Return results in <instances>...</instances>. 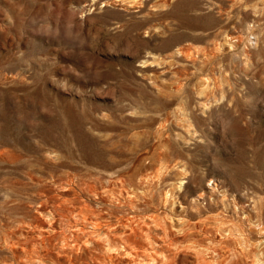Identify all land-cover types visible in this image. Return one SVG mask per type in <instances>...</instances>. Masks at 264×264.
<instances>
[{
    "label": "rangeland",
    "instance_id": "1",
    "mask_svg": "<svg viewBox=\"0 0 264 264\" xmlns=\"http://www.w3.org/2000/svg\"><path fill=\"white\" fill-rule=\"evenodd\" d=\"M70 202L152 228L86 243ZM121 236L264 264V0H0V264H127Z\"/></svg>",
    "mask_w": 264,
    "mask_h": 264
},
{
    "label": "bare ground",
    "instance_id": "2",
    "mask_svg": "<svg viewBox=\"0 0 264 264\" xmlns=\"http://www.w3.org/2000/svg\"><path fill=\"white\" fill-rule=\"evenodd\" d=\"M95 192V191H94ZM128 193V192H127ZM95 194H97V195H100V194H102V193H100V192H96ZM136 195V194H135ZM129 199L131 200V203H133L134 202V200H133V197L134 196H132L131 197V195H130V192H129ZM104 198V200H106V201H108V199H110V200H112V197L110 196V197H103ZM120 198V197H119ZM123 198H124V196H123ZM135 198V197H134ZM121 199V198H120ZM124 199H126V198H124ZM127 200H128V198H127ZM62 201H63V199H62ZM138 201V200H137ZM64 202V201H63ZM139 202V201H138ZM167 202V201H166ZM72 202H70V207L67 205V203L66 204H62L61 203V205L59 204L58 206H56V210H61V209H65V211H68V212H70V215H75V218H79L80 219V221L81 222H79V219H77V220H75V222L73 223L74 225H75V227H78V230H80L81 229V231L84 229V231L86 230V228H87V225L89 224V225H91L92 226V230H89L87 233H89L90 231L92 232V234L95 236V238H97V237H101V236H103L104 234L106 235V237H107V239L109 238V236H110V240H112V238H111V235L113 234V233H116V232H118L120 229H122V230H120V231H122V235H127V238H130V237H135V236H137L139 233L140 234H142L143 236H145V234H149V231L151 230V226L149 227V222H148V219H149V217H146V216H141V214H139V217H136V216H133V218H128V219H126L127 221L126 222H123V219L125 218H122L123 217V214H122V217L121 216H119L118 214V212L117 211H115L113 208H112V210L110 211V212H105V210L103 209V208H101V207H99V209H94V208H91V207H86V206H89V205H86V206H83V207H77V206H74V205H72L71 204ZM120 202H118V200L115 202V204H119ZM127 203V202H126ZM136 203V202H135ZM130 204V203H129ZM134 204V203H133ZM145 204V203H144ZM122 205H124L123 203H122ZM128 205V204H127ZM167 205H168V202H167ZM256 204H254V206H255ZM134 206H135V204H134ZM169 206V205H168ZM120 207V206H119ZM124 207V206H123ZM133 207V205L132 206H130V208H132ZM136 208H138L137 209V211H138V213H141V208L139 209V206H137V204H136V206H135ZM170 207V206H169ZM235 207H237V206H235ZM41 209V208H40ZM145 209V208H144ZM148 209V208H147ZM152 210V209H151ZM127 211V210H126ZM132 211H133V208H132ZM132 211L129 213V214H131L132 213ZM40 212V211H39ZM51 212V211H50ZM53 212V211H52ZM56 212V211H55ZM60 212V211H59ZM105 213H107L109 216L108 217H106V215H104ZM127 213V212H126ZM133 213H137L136 211H134ZM43 214V213H42ZM41 214V215H42ZM58 214V213H57ZM62 214V213H61ZM45 215V214H44ZM112 215H114V220H115V222H116V224H114L113 223V220H111V218H113L112 217ZM118 215V216H117ZM148 215H150V214H148ZM43 216V215H42ZM151 216H152V214H151ZM157 216H159V214L157 215ZM52 217H53V215H52ZM161 216H159V218H160ZM164 217V216H163ZM50 218V217H49ZM48 218V219H49ZM54 218V217H53ZM103 218H106L107 220H106V224H104L103 222H102V219ZM155 218V217H154ZM151 219H153V218H151ZM157 219V218H156ZM179 219V218H178ZM164 221H165V219H163ZM168 220V219H167ZM151 221H153V220H151ZM163 221V222H164ZM182 221V220H181ZM180 221V222H181ZM49 222V221H48ZM50 222H52V221H50ZM155 222H157V221H155ZM162 222V221H161ZM163 222H162V226H165L166 225V223L164 222V225H163ZM179 222V221H178ZM72 223V222H71ZM154 223V222H153ZM172 223H174V222H172ZM183 223H184V221H183ZM182 223V224H183ZM156 224H158V225H160V223H156ZM176 224V223H175ZM54 224H52V223H50L49 224V227H52ZM70 225V224H69ZM72 225V224H71ZM81 225H83V226H81ZM153 226H155V224L153 225ZM174 225H172V227H173ZM176 226V225H175ZM178 226V225H177ZM187 226V225H186ZM241 226V225H240ZM167 227V226H166ZM165 227V228H166ZM235 228H236V226H234ZM161 228H163V227H161ZM169 228V227H168ZM183 228H185V227H183ZM237 228H238V226H237ZM240 228V227H239ZM238 228V229H239ZM233 229V228H232ZM70 230V229H69ZM160 230V229H159ZM183 230V229H182ZM187 230V229H186ZM241 230V229H240ZM65 231V230H64ZM77 231V230H76ZM80 231V232H81ZM231 231V230H230ZM229 231V232H230ZM238 231V230H237ZM53 232H56V230H53ZM66 232V231H65ZM80 232H79V234H80ZM164 232V231H163ZM180 232H181V230H180ZM242 232V231H241ZM241 232L239 233V234H241ZM64 233V232H63ZM73 233V232H72ZM77 233V232H76ZM82 233V232H81ZM86 233V234H87ZM169 233H170V231H169ZM168 233V234H169ZM192 233V232H191ZM246 233V232H245ZM57 234H58V232H57ZM78 234V235H79ZM117 234V233H116ZM115 234V236H117ZM165 234V233H164ZM166 234H167V231H166ZM190 234V233H189ZM233 234V233H232ZM239 234H238V236H239ZM247 234V233H246ZM246 234H245V236H246ZM64 235V234H63ZM67 235V234H66ZM68 235H70V234H68ZM67 235V236H68ZM72 235V234H71ZM242 235V234H241ZM262 235V234H261ZM84 236H86V235H84ZM83 236V237H84ZM114 236V235H113ZM170 236V235H169ZM168 236V237H169ZM185 236H186V234H185ZM187 236H188V234H187ZM232 236V235H231ZM237 236V237H238ZM243 236V235H242ZM248 236V235H247ZM43 237V236H42ZM151 237V236H150ZM230 237V236H229ZM236 237V236H235ZM236 237V238H237ZM240 237V236H239ZM47 238H49V237H47ZM64 238H65V236H64ZM63 238V239H64ZM87 238V237H86ZM148 238V237H147ZM167 238V237H166ZM226 238V237H225ZM244 238V237H243ZM248 238V237H247ZM43 239H45V238H43ZM98 240H94L93 239V237L91 236V240H89V239H85V242L86 243H93V244H95L97 241H100L99 240V238H97ZM101 239V238H100ZM150 239V238H149ZM242 239V238H241ZM244 239H246V238H244ZM243 239V240H244ZM78 240H79V237L78 236H76V237H74V236H69V237H66V240H65V242H63V243H66V246H68V245H70V246H73L72 245V243H77L78 242ZM109 240V241H110ZM121 240H122V243H123V246H122V248L120 249H118L116 252L118 253V254H122V256L126 259V261H127V264H144V263H142L141 261H142V259H141V261H140V259H139V253H137V247L136 246H133L132 244H130V243H128L127 241H126V239H124L123 238V236H121ZM168 240H170V239H168ZM44 241V240H43ZM71 241V243H69ZM149 241V240H148ZM173 241V240H172ZM171 241V242H172ZM242 241V240H241ZM252 241V240H251ZM46 242H47V240H46ZM150 242H153V241H150ZM150 242H149V244H150ZM175 242V241H174ZM193 242V241H192ZM196 242V241H195ZM226 242V241H225ZM48 243V242H47ZM111 243V242H110ZM184 242H182V244H183ZM218 243V242H217ZM220 243H222V244H224L223 242H220ZM219 243V244H220ZM240 243V242H239ZM248 243H250V240H249V242ZM261 242H259V244H260ZM44 244V243H43ZM153 244V243H152ZM198 244V243H197ZM247 244V243H246ZM258 244V245H259ZM169 245H171V244H169ZM175 245H177V244H175ZM188 245H189V243H188ZM193 245H194V243H193ZM193 245H192V247H193ZM195 245H196V243H195ZM221 245V244H220ZM242 245V244H241ZM250 245H251V243H250ZM257 245V244H256ZM64 247H65V245H63ZM69 246V247H70ZM75 246H79V244L78 245H75ZM82 246V245H81ZM81 246H79V247H81ZM252 246V245H251ZM250 246V247H251ZM259 246H262V244L261 245H259ZM154 247V246H153ZM152 247V248H153ZM170 247V246H169ZM173 247H174V244H173ZM176 247V246H175ZM174 247V248H175ZM181 247V246H180ZM186 247H188V246H185V250H186ZM190 247H191V245L188 247L189 248V251H190ZM194 247H196V246H194ZM193 247V249L192 250H195L196 248H198V246L196 247V248H194ZM222 247V246H221ZM244 247V246H243ZM247 247V246H246ZM75 248V247H74ZM172 248V247H171ZM217 248H218V246H217ZM240 248H241V246H240ZM252 249H253V247H251ZM250 248V249H251ZM259 249H260V247H258ZM22 249V248H21ZM65 249V248H64ZM72 249V248H71ZM173 249V248H172ZM177 249V248H176ZM179 249V248H178ZM177 249V250H178ZM243 249V248H242ZM249 249V248H248ZM249 249V251H251ZM261 249H263V248H261ZM260 249V251H262ZM174 250V249H173ZM181 250H183V248L181 249ZM240 250V249H239ZM140 251V250H139ZM148 251V250H147ZM158 250H156V252H157ZM184 251V250H183ZM197 252H198V249L196 250ZM245 251V249H243V252ZM254 251V250H253ZM143 252V251H142ZM239 252V251H238ZM241 252V251H240ZM246 252V251H245ZM146 253V257H147V252H145ZM150 253V252H149ZM152 253H154V252H152ZM184 253V252H183ZM174 254V253H173ZM176 254V253H175ZM185 254H186V252H185ZM198 254V253H197ZM264 254V253H263ZM110 255H112V254H110ZM157 255H159V254H157ZM245 255V254H244ZM251 255V254H250ZM256 255V254H255ZM112 256H114V255H112ZM119 256H121V255H119ZM122 256H121V258H122ZM160 256V255H159ZM179 256V255H178ZM247 256V255H246ZM149 257V256H148ZM160 257H163L162 255L160 256ZM165 257H167V255L165 256ZM257 257V256H256ZM256 257H255V259H256ZM259 257V256H258ZM109 258H110V256H109ZM119 258V257H118ZM155 258V257H154ZM235 258V257H234ZM237 258V257H236ZM260 258V257H259ZM150 259H152L153 260V257L152 258H150ZM149 259V260H150ZM156 259V258H155ZM154 259V260H155ZM162 259V258H161ZM167 259V258H166ZM165 259V260H166ZM179 259V258H178ZM238 259V258H237ZM249 259V258H248ZM263 259V258H262ZM112 260V259H111ZM171 260H173V259H171ZM258 260V259H257ZM145 261V260H144ZM155 261H157V260H155ZM249 261V260H248ZM250 261H251V259H250ZM262 262H264L263 260H261ZM151 262V261H150ZM254 262V261H253ZM159 263V262H158ZM169 263H171V261L169 260ZM113 264V263H112ZM147 264H148V262H147ZM150 264H152V262L150 263ZM154 264V263H153ZM253 264H255V263H253ZM259 264V263H258ZM261 264H263V263H261Z\"/></svg>",
    "mask_w": 264,
    "mask_h": 264
}]
</instances>
